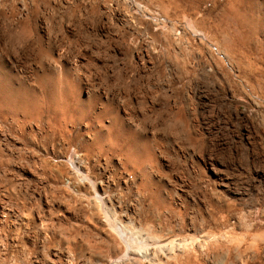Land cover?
Listing matches in <instances>:
<instances>
[{
    "label": "rangeland",
    "instance_id": "rangeland-1",
    "mask_svg": "<svg viewBox=\"0 0 264 264\" xmlns=\"http://www.w3.org/2000/svg\"><path fill=\"white\" fill-rule=\"evenodd\" d=\"M230 4L235 16L228 11ZM188 22L199 35L186 31L183 25ZM6 35L20 36L7 42ZM0 39V53L19 60L27 77L36 62L54 65L61 71L60 79H68L73 99H85L88 92L85 105L98 110L102 122L118 115L124 129L137 135L138 144L149 148L140 164L154 153L150 167L146 159V167L130 172L117 151L86 155L91 160L86 162L85 175L95 185L108 182L104 196H118L120 209L134 208L142 230L146 225L149 234L165 221L162 226L182 234L186 226L185 236L188 229L226 232L232 248L217 251L204 246L196 264H264V178L260 174H264V0H0ZM0 115V200L6 199L3 205L13 211L31 213L26 226L19 225L13 233L0 224V256L13 250L16 242L29 261L48 256L51 248L64 242H98L99 225L80 204L86 205V199H73L65 189L72 154L83 152L84 133L76 121L51 122V131L46 118L40 120L43 124L23 128L10 116ZM126 135L118 140V149L133 144ZM116 158L124 164H116ZM155 194L165 199L167 210L152 204L149 196ZM39 221L48 231L55 226L53 233L46 231L53 241L40 238L34 228ZM253 231H261L263 241Z\"/></svg>",
    "mask_w": 264,
    "mask_h": 264
},
{
    "label": "bare ground",
    "instance_id": "bare-ground-1",
    "mask_svg": "<svg viewBox=\"0 0 264 264\" xmlns=\"http://www.w3.org/2000/svg\"><path fill=\"white\" fill-rule=\"evenodd\" d=\"M168 1V0H167ZM204 2V1H203ZM162 4V3H161ZM160 4V5H161ZM164 4V3H163ZM168 4V3H167ZM225 5V4H224ZM169 6V5H168ZM230 6V7H229ZM229 7V12L235 16L237 13L235 12V8L230 4ZM140 7V6H139ZM164 7V6H163ZM167 7V6H166ZM127 9V8H126ZM138 9V8H137ZM239 9V8H238ZM52 10V9H51ZM169 11V10H168ZM175 12V11H174ZM238 12V11H237ZM167 13V12H166ZM145 14V13H144ZM151 14V13H150ZM165 16V15H164ZM183 17V14H182ZM184 17H186V14H184ZM168 18V17H167ZM192 20V18H191ZM205 21V20H204ZM222 21V20H221ZM242 21V19H241ZM258 21V20H257ZM162 22V21H160ZM190 22V20H189ZM188 22V23H189ZM180 23V22H179ZM178 23V24H179ZM184 24V23H183ZM190 24V23H189ZM185 24L183 25L186 29V31H189L190 34L192 35H199L198 32L194 29H192L193 27L191 26V24ZM204 24V23H203ZM221 24V23H220ZM20 25V24H19ZM180 26V25H179ZM202 26V25H201ZM197 27V26H196ZM24 28V27H22ZM180 28V27H178ZM173 29V28H172ZM182 29V28H181ZM25 30V29H24ZM175 30V29H174ZM203 30V29H202ZM21 31V30H20ZM179 30L177 29L176 32H178ZM204 31V30H203ZM202 31V32H203ZM183 31H179V33H182ZM5 33V32H4ZM21 33V32H20ZM187 33V32H186ZM175 34V31H174ZM178 33H176V36ZM201 34V32H200ZM203 34V33H202ZM40 35V34H39ZM186 35V34H185ZM204 35V34H203ZM17 35L15 36H11V35H6V39L7 42H9V40H11L12 38L14 39ZM20 35H18L17 37H19ZM42 36V35H41ZM202 36V35H201ZM44 37V36H43ZM185 37V36H184ZM23 38V37H22ZM37 40H41L42 37L37 36L36 37ZM179 38V36H178ZM177 38V39H178ZM183 38V36L181 37ZM200 38V37H199ZM214 38V37H213ZM4 39V38H3ZM5 39V40H6ZM180 39V38H179ZM2 40V39H0ZM239 40V39H238ZM191 41V39L189 40ZM188 41V42H189ZM38 42V41H37ZM41 41H39L40 43ZM175 42H177L175 40ZM183 42V41H182ZM5 43V41H4ZM3 45V44H2ZM5 45H7L5 43ZM41 46V44H38ZM178 45V44H177ZM183 45V44H182ZM187 45V43H186ZM35 46V45H34ZM215 46V45H214ZM7 47V46H6ZM4 47V48H6ZM42 47V46H41ZM3 49V48H2ZM37 49V48H36ZM34 50V48L32 49V51ZM39 50V47H38ZM2 51V50H1ZM10 51V50H8ZM40 52L42 51L41 49L39 50ZM51 51V50H50ZM49 51V52H50ZM5 52V51H3ZM2 53V52H1ZM0 53V112L2 113L3 116H7L9 118V116L13 119V121H15V125L16 122L23 124V126L25 125H29L31 127V125H35V123L37 122H42L44 118H46V124L51 126V122L56 123L58 125V122H60L61 120H70V124L71 121L75 120L76 123L78 124V126L80 127V129L83 131L84 136L82 137V151H80V149L77 151L80 153L75 154L71 157L72 159H70V164L72 166L69 167V171L66 172V185L67 186L65 189L67 190V188L73 195V199H75L74 197L78 198L79 201L86 199L84 201H86V205L83 204L85 202H80L81 205L83 206L84 210H88V212L92 215V217L94 218L93 221L96 222L97 226L99 225V233L97 236L96 234H92L96 235L95 237H99L98 242H94L91 244L90 241L87 240L86 243H84L83 241L78 242V243H73L72 245L69 242H64L62 244H60L58 247L56 248H51L52 253L49 254L48 256H42L40 258H35L33 259V261H29L28 257L26 256L25 252H24V248L22 247V245H20V243H15L14 248H12L13 250H10L9 252L3 254L0 256V264H196V258H197V254H199L202 250L203 247H207L209 250H222L225 249L226 250H230V248H232V244H231V239H225V237L230 236L227 235V233L225 232L224 235H222L221 233H209L203 229H197V230H191L188 229L187 232L190 234H188V236L183 235L184 234V230H183V234L181 233V231H179L178 229H172L168 226L164 227L162 226L163 222H161L160 225H157L156 227H154V229H152L149 234L146 233L145 227H143L144 230H142V226L140 224L139 218L136 214V211L134 208H132L131 206H127L123 209H120L119 207V201H117V199L119 198L117 196V198L115 197H111V198H106V196H104V189L105 187H108L109 183L107 182L105 185L103 184H99V185H95L92 181V177L89 178L87 175H85V168L87 165L86 162L90 161L91 159L87 160V156L89 154H94L96 152L102 153V152H113V153H117L119 154L118 156H121L124 158L125 163H122L121 160L119 158L115 159L116 164H118L119 166L121 165H127L129 172L130 169L135 171L134 169H138V167H140V165H143L144 162H146L145 158L143 164L142 163V158L144 155H147L146 150L149 151L148 149H146L147 147H145V145H143V147H145V149L142 147L141 144H138L139 141H137V135H131L130 134V129L125 130L124 127L121 125L120 123V117L118 115L116 116H111L108 119H106L104 122H102L100 120L101 116L99 114V111L96 109H90L89 107H87L85 105V100H87V98H89L88 96V92L87 91H83L85 93V99H73L72 92L70 88H72L70 86V84L67 82V76H66V81H63L60 79L61 77V71L59 68H57L54 65H46L44 66L43 63H36L30 65L29 67V71H31L32 76L27 77L25 74L27 72H25L24 67L21 65V63H19L20 61L12 58L10 56H8V54H1ZM34 53V52H33ZM43 53V52H41ZM40 53V55H41ZM55 53V51H54ZM58 53V52H57ZM62 53V52H61ZM10 54V53H9ZM32 54V53H31ZM37 54V53H36ZM35 54V55H36ZM39 54V53H38ZM37 54V56H39ZM13 55V54H12ZM45 55V54H44ZM36 56V57H37ZM32 58V57H31ZM30 58V59H31ZM40 58V57H39ZM37 58V59H39ZM62 58V55H61ZM43 59V58H42ZM49 59V58H48ZM26 60V59H25ZM28 61V60H27ZM32 61V59H31ZM49 61V60H48ZM56 61V60H55ZM47 62V61H45ZM51 62V61H50ZM33 63V62H31ZM30 63V64H31ZM56 63V62H55ZM27 69V68H26ZM65 69V68H64ZM72 70V68H70ZM70 70V71H71ZM70 73V72H69ZM76 73V72H75ZM72 74V73H71ZM74 74V73H73ZM65 75V74H64ZM63 77V76H62ZM61 77V78H62ZM72 77V75H71ZM74 79V78H73ZM72 79V81H73ZM65 80V79H64ZM81 82V80H80ZM79 82V83H80ZM85 84V83H84ZM74 87V86H73ZM77 87V86H76ZM87 87V86H86ZM85 88V87H84ZM89 88V87H88ZM97 91V90H96ZM99 91V90H98ZM97 91V92H98ZM103 93V92H102ZM99 94V92H98ZM118 95V94H117ZM121 94L119 93L118 96H120ZM96 96V95H94ZM115 96V95H114ZM112 96V97H114ZM97 98V97H96ZM99 98V96H98ZM125 98V97H124ZM123 98V99H124ZM123 99H121L122 102ZM103 100V99H102ZM113 100V99H111ZM107 101V100H106ZM116 102V99L114 100ZM132 101V100H131ZM128 102V101H127ZM126 102V103H127ZM125 103V104H126ZM129 103V102H128ZM90 104V103H89ZM87 104V105H89ZM105 104V103H104ZM114 104V103H112ZM130 104V103H129ZM129 107V105H127ZM131 106V105H130ZM106 107V106H105ZM115 107V106H114ZM97 108V107H96ZM107 108V107H106ZM125 108V107H124ZM109 109V108H108ZM126 109V108H125ZM125 111V110H124ZM128 111V110H127ZM129 112V111H128ZM102 114V113H101ZM103 115V114H102ZM2 116V117H3ZM125 116V115H124ZM130 116V115H129ZM1 117V115H0ZM136 117V116H135ZM3 119V118H2ZM1 119V120H2ZM6 119V118H5ZM15 119V120H14ZM129 119V118H128ZM134 119V118H133ZM9 120V119H8ZM42 120V121H40ZM7 121V120H5ZM4 121V122H5ZM74 121V122H75ZM136 121V120H135ZM140 121V120H139ZM2 122V121H1ZM68 121H65V124ZM73 122V123H74ZM132 122H134L132 120ZM138 122V121H137ZM3 123V122H2ZM17 123V124H18ZM50 123V124H49ZM69 123V122H68ZM130 123V122H129ZM128 123V124H129ZM5 124V123H4ZM43 124V122H42ZM45 124V123H44ZM63 124V123H61ZM126 124V123H125ZM136 124H140V123H136ZM13 125V124H12ZM39 125V124H37ZM41 125V124H40ZM54 125V124H52ZM60 125V123H59ZM74 125V124H73ZM135 125V124H134ZM133 125V126H134ZM55 126V125H54ZM62 126V125H61ZM69 126V125H68ZM77 126V125H76ZM126 126V125H125ZM19 127V126H18ZM38 127V126H37ZM42 127V126H41ZM45 127V126H44ZM52 127L51 126V131H52ZM56 127V126H55ZM59 127V126H58ZM67 127V126H65ZM72 127V125H71ZM130 127V125H129ZM127 127V128H129ZM138 128V126H136ZM140 127V126H139ZM25 128V127H23ZM57 128V127H56ZM61 128V127H59ZM58 130L60 131L61 129ZM40 129V128H39ZM64 129V128H63ZM74 129V128H73ZM135 129V127L133 128ZM69 132V129H67ZM67 130H63L66 131ZM137 130V129H135ZM139 130V129H138ZM141 130V129H140ZM145 131V130H144ZM56 132V130H55ZM65 132V133H66ZM79 132V131H78ZM134 133H136L133 130ZM141 132V131H140ZM148 132V131H147ZM151 132V131H150ZM149 132V133H150ZM63 133V132H62ZM52 134V133H51ZM67 134V133H66ZM80 134V133H79ZM124 134H127L126 136H129L132 140H131V145L129 146H125L123 149H118L120 147H118V140L120 139L121 136H123ZM144 134V133H143ZM65 135V134H64ZM74 135V134H73ZM147 135V134H145ZM151 135V134H150ZM154 135V134H153ZM61 136V134H60ZM63 136V135H62ZM77 136V135H76ZM75 136V137H76ZM125 136V137H126ZM69 137V136H67ZM124 137V138H125ZM128 137V138H129ZM64 138V137H63ZM79 138V136H78ZM123 138V139H124ZM127 138V137H126ZM139 138V137H138ZM145 138V137H144ZM155 138V137H154ZM77 139V137H76ZM74 139V140H76ZM70 140V137H69ZM67 139V141H69ZM127 140V139H126ZM141 140V139H140ZM145 140V139H143ZM141 140V141H143ZM148 140V139H147ZM146 140V142H148ZM150 139V143H151ZM64 141V140H63ZM66 140L64 141L67 142ZM77 141V140H76ZM73 142V141H72ZM68 143V142H67ZM70 143V141H69ZM75 143V142H74ZM77 143V142H76ZM129 142H127L128 144ZM144 144V141L142 142ZM149 143V142H148ZM122 145V144H121ZM152 145V144H151ZM151 150L153 149L152 146ZM75 146V144H74ZM149 146V145H147ZM70 147V145H69ZM116 147V148H114ZM77 149V147H76ZM150 150V151H151ZM72 151V150H71ZM117 151V152H116ZM154 152V151H153ZM113 153L111 155H113ZM105 154V153H104ZM108 154V153H107ZM149 154V153H148ZM154 154V153H153ZM152 154L153 158L154 155ZM97 155V157H98ZM151 155V154H150ZM148 155V156H150ZM91 156V155H89ZM88 156V157H89ZM105 156V155H104ZM116 156V155H115ZM147 156V157H148ZM152 156H150L151 158L148 157V163H149V167L151 163ZM106 157V156H105ZM108 157V156H107ZM65 159V161L69 162V160H67V157H62ZM61 158V159H62ZM99 158H101L99 156ZM60 159V158H59ZM60 159V160H61ZM104 159V158H103ZM151 159V160H150ZM87 160V161H86ZM101 160V159H100ZM97 161V160H96ZM150 161V162H149ZM64 162V161H62ZM99 162V161H98ZM97 162V163H98ZM104 163V162H103ZM147 163V164H148ZM63 164V163H62ZM65 164V163H64ZM146 164V163H145ZM144 164V165H145ZM93 165V164H92ZM152 166V165H151ZM89 167V165H88ZM124 167V166H123ZM122 167V168H123ZM146 167V165H145ZM148 167V168H149ZM152 168V167H151ZM125 169V168H124ZM213 169V168H212ZM143 170V169H142ZM151 170V169H150ZM215 171V170H214ZM127 172V171H126ZM147 172V171H146ZM148 172H150L148 170ZM152 172V171H151ZM53 173V172H52ZM138 173V172H137ZM128 174V173H127ZM130 174V173H129ZM139 174V173H138ZM144 174V173H142ZM150 174V173H149ZM152 174V173H151ZM262 175V178H264V174L260 173ZM89 175V174H88ZM92 175V174H91ZM147 175V174H145ZM124 176V175H123ZM140 177H142L141 175H139ZM147 177V176H146ZM143 176V178H146ZM122 179V178H121ZM137 179V178H136ZM141 179V178H140ZM149 179V178H148ZM135 180V179H134ZM147 180V178H146ZM152 181V179H151ZM141 182V180L139 181ZM138 182V183H139ZM145 182V181H144ZM148 182V181H147ZM153 183V182H152ZM140 184V183H139ZM142 184V183H141ZM139 185L142 186V185ZM148 184H150V182H148ZM94 185V186H93ZM146 185V184H145ZM151 185V184H150ZM64 186V187H65ZM149 186V185H148ZM143 187V186H142ZM228 188V186H226ZM109 188V187H108ZM107 188V189H108ZM153 187L151 186V189ZM145 189L146 186H145ZM149 189V188H148ZM150 191V190H149ZM232 191V190H231ZM64 192V191H63ZM106 192V191H105ZM155 192V191H154ZM4 193V192H3ZM6 193V192H5ZM66 193V192H65ZM71 193H67V195H70ZM1 194V192H0ZM8 194V191H7ZM64 194V193H63ZM149 194V193H148ZM154 194V193H153ZM146 195V194H145ZM2 196V195H1ZM64 197V196H63ZM109 197V196H107ZM147 197V196H146ZM152 197L153 199V203L152 204H158L159 206H162V208H164L165 210H167V206H166V202L164 203L165 199L163 200L162 197H160L159 195H152L149 196V198ZM4 198V197H3ZM89 200H88V199ZM165 198V197H164ZM2 199V198H1ZM44 199V198H43ZM46 199V198H45ZM53 199V198H52ZM3 200V199H2ZM16 200V199H15ZM14 200V201H15ZM19 200V199H18ZM72 200V199H71ZM77 200V199H76ZM151 200V199H149ZM6 201L0 200V224H4L6 226V228L10 231V232H14L17 227L20 225L21 228V224H24V222L26 221V217H28L30 215L31 217V213L28 214L29 212L27 211L26 208V214L24 213V211L22 212H17V211H13L9 208H6L3 204H5L4 202ZM13 201V202H14ZM46 201V200H45ZM152 201V200H151ZM155 201V202H154ZM21 202V201H20ZM69 202V200H68ZM49 203V202H47ZM74 203V202H73ZM79 204V202H77ZM17 204V203H16ZM21 205H23V203H20ZM19 204L18 207H20L21 205ZM7 205V204H6ZM15 205V204H14ZM77 205V204H76ZM24 206V205H23ZM27 206V205H26ZM158 206V207H159ZM17 207V208H18ZM25 207V206H24ZM28 207V206H27ZM82 207V206H81ZM80 207V209H81ZM157 207V206H154ZM170 207V206H169ZM22 208V206H21ZM161 208V207H160ZM23 209V208H22ZM18 210V209H16ZM31 210V209H30ZM82 210V211H84ZM86 210V211H87ZM118 210V211H117ZM175 210V209H174ZM20 211V210H19ZM81 211V210H80ZM102 211L101 214L104 215L100 216L98 215V212L100 214V212ZM170 211V210H169ZM32 212V210L30 211ZM50 212V211H49ZM114 212H118L119 216H117V218L113 217ZM173 212V211H172ZM168 213V212H167ZM171 213V212H169ZM165 214V213H164ZM174 214V213H173ZM85 215V212H84ZM88 215V214H87ZM117 215V214H116ZM162 215V214H161ZM83 216V213H82ZM86 216V215H85ZM89 216V215H88ZM87 217V216H86ZM85 217V218H86ZM91 217V216H90ZM89 217V218H90ZM91 217V218H92ZM40 218V217H39ZM84 218V217H83ZM84 218V219H85ZM88 218V219H89ZM148 218V217H145ZM144 218V219H145ZM241 218V217H240ZM239 218V219H240ZM30 219V218H29ZM33 219V217H32ZM37 219V218H36ZM33 219V220H36ZM86 219V221L88 220ZM141 219V218H140ZM149 219V218H148ZM152 219V218H151ZM164 219V218H163ZM143 220V218H142ZM141 220V221H142ZM245 220V219H244ZM29 221V220H28ZM43 221V220H42ZM84 221V223L86 222ZM151 221V220H149ZM149 221H147L149 223ZM158 221V220H157ZM169 221V218H168ZM241 221V220H239ZM27 222V221H26ZM25 222V224H26ZM88 222V221H87ZM146 222V224H147ZM170 222V221H169ZM168 222V223H169ZM183 222V221H182ZM242 222V221H241ZM247 222V221H246ZM250 222V221H248ZM28 223V222H27ZM46 223V222H45ZM80 223V221H79ZM78 223V224H79ZM82 223V221H81ZM90 223V222H89ZM177 223V221H176ZM239 223V222H238ZM24 224V225H25ZM78 224L76 226H78ZM92 224V223H91ZM145 224V222L143 223V225ZM159 224V223H158ZM170 224V223H169ZM173 224V223H172ZM251 224V223H249ZM248 224V225H249ZM261 224V223H260ZM45 225V224H44ZM75 224H73V228H74V232H75ZM86 225V224H85ZM155 225V224H154ZM178 225V224H177ZM177 225H175L177 227ZM185 225V224H184ZM188 225V224H187ZM212 225V224H211ZM26 226V225H25ZM52 230H53V225H51ZM71 226V225H70ZM82 225L79 224V227L81 228ZM88 226V225H86ZM153 226V225H151ZM181 226V225H180ZM179 226V227H180ZM243 226V224H242ZM253 226V224H252ZM258 226V224H257ZM69 227V226H68ZM79 227H76L79 228ZM84 227V226H82ZM90 227V226H89ZM87 228L86 229H91V228ZM95 227V226H94ZM194 227V226H193ZM209 227V225H208ZM223 227V226H222ZM248 227V226H245ZM251 227V226H249ZM256 227V225H255ZM254 227V228H255ZM19 228V230H20ZM34 228L35 230L39 233L40 238H42L44 240V238H47L46 236V231H48L47 225L45 228L42 225V222L39 221L38 224H34ZM50 228V227H49ZM63 228V227H62ZM71 230L72 226L69 227ZM93 228V227H92ZM147 228V227H146ZM211 228V226H210ZM1 229V228H0ZM55 229V228H54ZM57 229V228H56ZM55 229V230H56ZM61 231L63 229L59 228ZM83 229V228H81ZM85 229V230H86ZM96 229V228H95ZM94 229V230H95ZM150 229V228H149ZM181 229V228H180ZM193 229V228H192ZM228 229H230V227H228ZM247 229V228H246ZM249 229V228H248ZM247 229V230H248ZM50 230V231H52ZM54 230V231H55ZM59 230V231H60ZM148 230V229H147ZM222 230H226L225 228H223ZM245 230V229H244ZM250 230V229H249ZM255 230V229H254ZM260 230V229H258ZM262 230V229H261ZM18 231V230H17ZM48 231V232H50ZM68 231V229H67ZM73 231V229H72ZM79 232L81 230H78ZM91 231V230H90ZM97 231V229H96ZM149 231V230H148ZM186 231V230H185ZM243 231V230H242ZM252 231V230H251ZM264 230H262L263 232ZM47 232V233H48ZM66 232V231H65ZM71 232V231H70ZM73 232V233H74ZM87 232V231H86ZM89 232V231H88ZM92 232V231H91ZM213 232V231H212ZM231 232V231H230ZM245 232V231H244ZM248 232V231H247ZM254 232V231H253ZM259 232V231H258ZM256 233V231L253 233L255 236V233L258 235L257 239L260 241V232ZM53 233V231H52ZM57 233V232H56ZM55 233V235H56ZM67 233V232H66ZM77 233V230L75 232V235ZM81 233V232H80ZM85 233V231H84ZM186 233V232H185ZM229 233V231H228ZM264 233V232H263ZM262 233V239H264ZM49 234V233H48ZM47 234V235H48ZM237 234V233H236ZM252 233L250 232V235ZM16 235V234H15ZM53 235V234H52ZM54 235V236H55ZM65 235V234H64ZM72 235V234H71ZM83 235V234H81ZM80 235V236H81ZM85 235H88L85 234ZM227 235V236H225ZM234 235V234H232ZM244 235V233H243ZM77 236H79V233L77 234ZM89 236V235H88ZM87 236V239H89V237ZM245 236V235H244ZM248 236V235H246ZM252 236V235H251ZM253 236V237H254ZM94 237V238H95ZM253 237L251 238V240L253 239ZM51 238V237H49ZM66 238V235L65 237ZM68 238V237H67ZM73 238L76 239V236ZM86 238V236L84 237ZM244 238V237H243ZM250 237L248 236V239ZM48 239V238H47ZM53 238H51L50 240H52ZM57 239V238H56ZM230 239V240H229ZM256 239V238H255ZM254 239L255 243L257 242ZM15 240V239H14ZM49 240V239H48ZM49 240V242H50ZM54 240V239H53ZM52 240V241H53ZM62 240V239H61ZM68 240V239H67ZM66 240V241H67ZM95 240V239H94ZM234 240V238H233ZM236 240L237 237H236ZM236 240L234 241L235 243ZM250 240V241H251ZM56 241V240H55ZM76 241H78L76 239ZM250 241L248 242L250 244ZM253 241V242H254ZM263 241V240H261ZM260 241V242H261ZM13 242V241H12ZM44 242V241H43ZM58 242V241H57ZM252 242V243H253ZM45 243V242H44ZM234 243V244H235ZM43 244V243H42ZM258 244V243H257ZM263 244V242H262ZM26 244H24L25 246ZM51 245V243H50ZM13 246V245H12ZM43 246V245H42ZM45 246V244H44ZM43 246V247H44ZM56 246V245H55ZM242 245H240L241 247ZM263 246V245H262ZM257 246H254V250ZM260 247V246H259ZM193 254H190V250ZM239 248V247H238ZM253 248V246H252ZM27 249V248H26ZM50 249V247L48 248ZM258 249V247H257ZM264 249V247H263ZM189 252H188V251ZM228 250V251H229ZM243 250V249H242ZM241 250V251H242ZM26 251V250H25ZM224 251V252H225ZM239 251V250H238ZM210 252V251H209ZM216 252V251H215ZM236 252V251H235ZM255 252H257L255 250ZM4 253V252H3ZM203 253V252H202ZM205 253V252H204ZM203 253V254H204ZM229 253V252H228ZM239 253V252H237ZM263 253V252H262ZM210 254V253H209ZM224 254V253H223ZM230 254V253H229ZM245 254V253H244ZM258 254V253H257ZM256 254V255H257ZM197 255V256H196ZM201 255V254H199ZM212 256V255H211ZM214 256V255H213ZM212 256V257H213ZM222 258V254L217 257ZM255 256V253H254ZM211 257V259H212ZM216 257V256H215ZM228 257V256H227ZM243 257H245L243 255ZM258 257V256H257ZM261 257V255H260ZM235 258V257H234ZM238 258V257H237ZM255 258V257H254ZM219 259V258H218ZM202 260V259H201ZM223 259L220 260V262ZM200 261V260H198ZM208 261V260H207ZM210 261V259H209ZM227 261V260H226ZM236 261V260H235ZM243 261V260H242ZM212 262V261H210ZM230 262V261H228ZM222 263V262H221ZM243 262H240V264ZM199 264V262H198ZM202 264V263H200ZM219 264V263H218ZM244 264V263H243Z\"/></svg>",
    "mask_w": 264,
    "mask_h": 264
}]
</instances>
